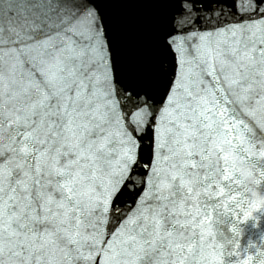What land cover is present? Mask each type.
<instances>
[{"label": "snow or ice", "instance_id": "snow-or-ice-1", "mask_svg": "<svg viewBox=\"0 0 264 264\" xmlns=\"http://www.w3.org/2000/svg\"><path fill=\"white\" fill-rule=\"evenodd\" d=\"M0 264H264V0H0Z\"/></svg>", "mask_w": 264, "mask_h": 264}]
</instances>
